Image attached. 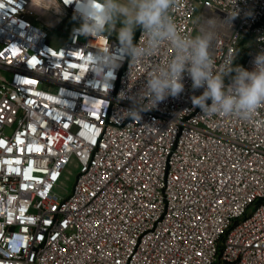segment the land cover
Masks as SVG:
<instances>
[{"label": "built area", "instance_id": "1", "mask_svg": "<svg viewBox=\"0 0 264 264\" xmlns=\"http://www.w3.org/2000/svg\"><path fill=\"white\" fill-rule=\"evenodd\" d=\"M8 4L0 17V264H264V107L251 121L206 117L191 100L204 89L185 73L178 97L134 121L124 114L128 97L170 47L132 67L123 59L101 87L88 56L97 47L119 54L118 37L76 34L74 3ZM231 7L239 14L220 30L215 64L245 48L234 64L251 71L264 50V0H178L173 11L181 33L195 35L197 17L224 20ZM62 24L59 43L51 30ZM142 39L138 28L134 42ZM72 156L79 172L60 195Z\"/></svg>", "mask_w": 264, "mask_h": 264}, {"label": "clouds", "instance_id": "2", "mask_svg": "<svg viewBox=\"0 0 264 264\" xmlns=\"http://www.w3.org/2000/svg\"><path fill=\"white\" fill-rule=\"evenodd\" d=\"M46 2L57 8L60 4V0ZM63 3L76 6L74 19L81 21L74 29L76 34L98 39L117 33L119 54L111 52L109 47H97L98 51L88 56L89 70L99 78L101 87H109L123 59L130 58L132 67L164 46L173 50L165 64L147 73L142 90L128 97L133 106L124 114L132 120H140L142 111L155 108L168 97H178L184 90L185 73L193 89H204L191 100L206 117L251 121L258 109L264 107V50L254 56L251 71L234 64L239 51L228 55L221 67L215 64L217 38L220 30L228 28L239 14L235 8L231 7L224 20L197 17L196 34L191 35L179 30L173 11L178 0H67V3L63 0ZM9 11L8 0H0V17L6 18ZM138 28L142 29L143 39L135 43Z\"/></svg>", "mask_w": 264, "mask_h": 264}, {"label": "rangeland", "instance_id": "3", "mask_svg": "<svg viewBox=\"0 0 264 264\" xmlns=\"http://www.w3.org/2000/svg\"><path fill=\"white\" fill-rule=\"evenodd\" d=\"M52 17L53 16L51 14H48L46 16V19L50 21ZM120 26L121 25L118 24L117 28H119ZM63 28H64V24L57 26L51 30V34L55 36V41H58L59 43L64 42L67 38L66 34L63 31ZM111 35L118 37L115 31L112 32ZM251 44H252V40L247 39L245 45L250 46ZM78 172H79V164L77 162L76 157L72 156L69 163L65 167L63 174L59 180L58 187L56 188V191L60 195H68L69 193H71Z\"/></svg>", "mask_w": 264, "mask_h": 264}, {"label": "bare ground", "instance_id": "4", "mask_svg": "<svg viewBox=\"0 0 264 264\" xmlns=\"http://www.w3.org/2000/svg\"><path fill=\"white\" fill-rule=\"evenodd\" d=\"M40 3H44V4H46V5H49V3L48 2H46V0H38ZM58 10H59V7L57 8ZM48 14H46V16H47ZM50 16V15H49ZM54 20H55V17L53 16L52 17V19L50 20L51 22H54Z\"/></svg>", "mask_w": 264, "mask_h": 264}, {"label": "trees", "instance_id": "5", "mask_svg": "<svg viewBox=\"0 0 264 264\" xmlns=\"http://www.w3.org/2000/svg\"><path fill=\"white\" fill-rule=\"evenodd\" d=\"M240 59L244 58L245 56V48L239 50Z\"/></svg>", "mask_w": 264, "mask_h": 264}]
</instances>
